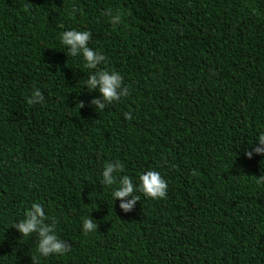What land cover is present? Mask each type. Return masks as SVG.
I'll list each match as a JSON object with an SVG mask.
<instances>
[{
  "label": "trees",
  "instance_id": "obj_1",
  "mask_svg": "<svg viewBox=\"0 0 264 264\" xmlns=\"http://www.w3.org/2000/svg\"><path fill=\"white\" fill-rule=\"evenodd\" d=\"M70 28L128 96L95 110V69L60 42ZM260 131L264 0H0V264H264V157L243 155ZM117 159L134 181L159 171L166 198L123 212L100 183ZM36 201L64 254L40 256L12 226Z\"/></svg>",
  "mask_w": 264,
  "mask_h": 264
},
{
  "label": "clouds",
  "instance_id": "obj_2",
  "mask_svg": "<svg viewBox=\"0 0 264 264\" xmlns=\"http://www.w3.org/2000/svg\"><path fill=\"white\" fill-rule=\"evenodd\" d=\"M75 11V9L73 10ZM112 24L121 23V13L107 10L105 13ZM91 33L88 30L70 28L64 30L60 35V42L67 48V55L72 57L80 56L83 59L84 67L95 72H89L84 86L88 91L96 90L99 93L98 98L90 101L99 111L108 104L120 101L128 96L129 89L124 84L121 74L115 70L106 67L98 68V65H105V56L93 47H89ZM29 104H41L45 97L39 88H33L30 97H26ZM83 102L79 107H83ZM124 118L130 119L128 112L124 113ZM255 141V147L251 151H244L245 159H252L253 154L264 157V131H260ZM115 161V162H113ZM107 162L100 173L102 183L106 187H112L111 199L119 200V208L127 213L132 210L137 201H140L142 194L146 198L153 200L164 199L167 195L168 183L159 171L146 169L142 171L135 179L126 174H120L123 169L121 162L113 160ZM258 185H264V172L256 177ZM45 221H49L45 223ZM20 237H29L35 234L37 238L36 251L40 256L48 257L50 255H62L67 252L71 245L66 243L57 234L55 220L49 218L45 207L39 201L32 202L25 208L23 217L12 225ZM96 229V223L91 218H83L81 231L91 233Z\"/></svg>",
  "mask_w": 264,
  "mask_h": 264
}]
</instances>
